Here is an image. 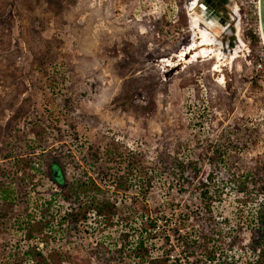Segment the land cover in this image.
Wrapping results in <instances>:
<instances>
[{
  "label": "rangeland",
  "instance_id": "obj_1",
  "mask_svg": "<svg viewBox=\"0 0 264 264\" xmlns=\"http://www.w3.org/2000/svg\"><path fill=\"white\" fill-rule=\"evenodd\" d=\"M191 1L0 0V264H264L259 18L209 3L240 8L245 48L186 64ZM52 164L87 194L63 201ZM92 198L112 216L63 220Z\"/></svg>",
  "mask_w": 264,
  "mask_h": 264
},
{
  "label": "bare ground",
  "instance_id": "obj_2",
  "mask_svg": "<svg viewBox=\"0 0 264 264\" xmlns=\"http://www.w3.org/2000/svg\"><path fill=\"white\" fill-rule=\"evenodd\" d=\"M198 2H200V0H192L191 4L189 5V11H191L189 13V24L191 26V30L194 33L192 40L193 43L188 45L186 49L179 52V54L176 55V58H179V61L186 64L195 62V59H215L217 64L215 68L218 69L220 67L219 64L222 62L224 57L227 56L229 60H234L239 56V53L243 51V48H245V44L239 35L240 28L237 20V6L235 4H231V6H229L231 13L229 14L230 16L228 23L231 24V26L229 29L227 28V35H225L227 36L226 38L228 41L230 35L233 36L234 44L231 46L228 43L224 45L221 39H219V37L213 33L215 26L222 24V21L220 18H218L219 14H217V17H215L214 14L211 15L210 12L212 11H210L208 8L205 10L199 8V5L205 7L204 2H200V4ZM209 16H213V20L211 21L210 19V22H208L209 18H207ZM188 55H192L190 61H186V56ZM166 66H169V64L167 63Z\"/></svg>",
  "mask_w": 264,
  "mask_h": 264
},
{
  "label": "trees",
  "instance_id": "obj_3",
  "mask_svg": "<svg viewBox=\"0 0 264 264\" xmlns=\"http://www.w3.org/2000/svg\"><path fill=\"white\" fill-rule=\"evenodd\" d=\"M171 168L172 167H167L166 168V170H168V172L170 174H173V175L179 174L180 176H182L183 173H184V169L176 168V170L174 171ZM51 178L54 181L52 175H51ZM86 181H90V178L86 179ZM55 184L59 188H63L64 189V192H63V195H62V200L66 201V202H71V200L75 201V199H78L81 196H85L87 194V189H85V187H86V185H88V183H79L77 181L75 184H73V186H71L69 188L67 187L66 190H65L66 183L58 184V183L55 182ZM91 184L93 185V187H95L94 183H91ZM0 186H1V184H0ZM261 192L264 193V186L262 187ZM9 193L10 192H8V191L5 192L4 189L1 190V187H0L1 201L5 202L4 204H6L7 207H8V214L5 215V216L14 215V212H13V207L14 206H13V203H12L14 201H12V194H9ZM50 203H51V199L48 202L45 201L42 204V206L47 208L48 206H50ZM78 207H79V205H78ZM83 207H84L83 210H82V208L81 209L77 208V209L72 210L69 214H67V216H65V218L63 220H66V218H67L68 222H70L73 225H76L79 222L86 221L87 220V215L89 213H93V215L95 217H97L98 219L101 218L102 216L107 218L106 214L108 213V215L110 214L112 216V210L114 208L113 203L110 202L109 200H104V201L101 200L100 201V200H96L94 198H92L91 200L89 199L88 201L84 202ZM207 209L210 210L209 208H207ZM25 216L26 215H24V212H22L19 215L17 214L14 219H16L17 217L23 218ZM43 220L48 222L47 224H50V223L52 224L53 223L52 225L55 224V226L56 225H58V226L61 225V222L60 223L59 222H56V223L53 222V218L52 219L49 218V219L45 220L44 216L40 215L39 218H38V222L35 223V226L30 225V224H26V226L28 228L32 227V226H33V228H35L38 225V223L39 222H43ZM261 224L263 225L261 229L264 230V220L261 221ZM263 243H264V241H263ZM133 250H134L133 253H134V256H135L134 258H137L139 260H143L144 259L145 255H146V249L143 248L142 241L137 243V245L135 246V248ZM213 253L214 252H209V255H212ZM261 253H262L261 256H263V258H264V252H261Z\"/></svg>",
  "mask_w": 264,
  "mask_h": 264
},
{
  "label": "water",
  "instance_id": "obj_4",
  "mask_svg": "<svg viewBox=\"0 0 264 264\" xmlns=\"http://www.w3.org/2000/svg\"><path fill=\"white\" fill-rule=\"evenodd\" d=\"M204 4H205V7H202V5H199V8H201L203 10L208 8L210 11H212V12H210L211 15L214 14V16L217 17V14L214 12V9L210 8L206 2H204ZM207 18H209L208 22H210V19H211V21L213 20V16H209ZM259 23H260V29H261L262 37L264 40V0H259ZM229 40H230L229 44L232 46L234 44L233 36H230ZM51 175H52V177L56 183L63 184V175H62L60 169L58 168V166L55 164H53L51 166Z\"/></svg>",
  "mask_w": 264,
  "mask_h": 264
},
{
  "label": "built area",
  "instance_id": "obj_5",
  "mask_svg": "<svg viewBox=\"0 0 264 264\" xmlns=\"http://www.w3.org/2000/svg\"><path fill=\"white\" fill-rule=\"evenodd\" d=\"M240 2V6L246 5L249 6V8L255 9L256 10V14L259 18V0H246V1H242L239 0ZM239 7L237 6V13L239 16ZM257 37H259V41H258V45H257V55H258V62L256 65L257 69H262L264 67V40L262 37V33H261V29H260V23H259V28H258V32L256 33Z\"/></svg>",
  "mask_w": 264,
  "mask_h": 264
},
{
  "label": "flooded vegetation",
  "instance_id": "obj_6",
  "mask_svg": "<svg viewBox=\"0 0 264 264\" xmlns=\"http://www.w3.org/2000/svg\"><path fill=\"white\" fill-rule=\"evenodd\" d=\"M203 1L205 2L206 0H200V2L201 3H203ZM200 2H198L199 4H200ZM225 2H226V0H208V3L207 4H211V3H214V4H217L218 6H223V7H225L226 8V5H225ZM198 4V5H199ZM229 8V7H228ZM228 11H229V14L231 13L230 12V10L228 9ZM232 15V14H231ZM228 16H230V15H228ZM228 21H229V19H228V17H227V20H225V21H223V23L221 24V26L225 29L224 30V37H227L226 35V30H227V28L229 29L230 28V26H231V24H229L228 23ZM234 25V24H233ZM215 26V25H214ZM214 26H213V28H214ZM220 26V27H221ZM213 31H216V26H215V28H214V30ZM226 34V35H225ZM231 36V35H230ZM226 39V38H225ZM226 43H230V40L229 41H226ZM225 45V44H224ZM233 48V47H232Z\"/></svg>",
  "mask_w": 264,
  "mask_h": 264
}]
</instances>
